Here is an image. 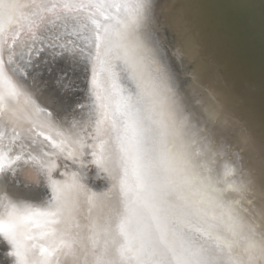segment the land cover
I'll return each instance as SVG.
<instances>
[{
	"label": "snow or ice",
	"instance_id": "snow-or-ice-1",
	"mask_svg": "<svg viewBox=\"0 0 264 264\" xmlns=\"http://www.w3.org/2000/svg\"><path fill=\"white\" fill-rule=\"evenodd\" d=\"M43 8L38 0H0V113L23 110V94L4 66V45L9 39L15 44L25 26L31 31ZM56 8H94L108 21L91 18L96 25L95 51L90 55L97 133L107 132V138L93 146L98 151L92 155L114 184L107 192L96 193L84 189L75 174L71 181L51 180L55 206L43 210L14 206L0 217V235L15 250L8 255L16 257V264H44L31 258L37 245L29 241L51 237L60 246H70L64 227L69 205L83 195L93 241L90 264H264V171L236 181L235 165L215 148L223 135L216 127L222 106L215 93L209 90L203 97L194 83L193 103L155 64L139 34L152 8L149 0H72L52 4L48 10ZM169 24L195 51L194 22L175 12ZM66 52L67 58L65 53L53 56L71 63L74 49ZM23 106L37 117L42 111L28 97H23ZM105 124L107 129H102ZM44 139L65 152L64 140L48 135ZM77 155L83 152L69 151L67 158L75 161ZM53 168L54 164L48 167L50 179ZM106 199H114V204L107 205ZM33 228L41 230L38 235ZM39 250L51 256L56 248Z\"/></svg>",
	"mask_w": 264,
	"mask_h": 264
},
{
	"label": "bare ground",
	"instance_id": "bare-ground-1",
	"mask_svg": "<svg viewBox=\"0 0 264 264\" xmlns=\"http://www.w3.org/2000/svg\"><path fill=\"white\" fill-rule=\"evenodd\" d=\"M38 2L44 5V8L39 11L38 16L34 17L32 30L29 31L25 26L15 44L9 39L3 48L5 69L23 94L21 97L23 110L0 113V129L3 130L2 132L12 133L10 136L3 135L0 139V156L3 157L0 160V164L3 165L0 167V217L6 216L14 206L39 210L55 206L54 200L45 204L31 199L34 194L33 190L41 185V181L50 180L49 172L48 168L44 170L37 159H32L34 157L32 153L20 154V159H15L19 155L17 151L20 149L17 146L20 143L13 144L12 139H19V136L28 137L32 143L37 137L44 138L45 135L55 141H65V152L60 153L58 149H53L55 155H52L50 160L48 159V167L54 164L51 172L52 180L71 181L75 174V179L83 185L84 189L96 193L107 192L114 184L109 173L93 162L95 158L92 152L98 151L93 146L100 139L107 138L106 131L101 135L97 133V109L95 121L89 124V121L83 120L85 109L77 111L82 112L80 117L70 108L65 109L62 103L64 96L60 99L56 91L47 85L43 86L44 77L34 76L32 78L31 75L30 82L32 83H23L13 74L8 65L7 61L10 56L18 51L24 52L28 46L27 43L32 44V40H35L39 32L51 29V26L44 24L48 23V19H51L50 17H53L55 12L61 10V8H56L49 11L52 4H63L72 2V0H38ZM149 3L152 5L149 18L140 28L139 34L145 47L149 49L151 58L162 72L172 78L171 82L185 99L195 103L192 99L194 83H198V91L203 97L208 96L209 90L215 93L222 106L221 117L216 127L223 132L215 145L216 151L221 154L223 160L229 162L230 165H235L237 174L234 179L236 181L251 178L252 175L259 176L264 171V68L254 60L245 58L246 56L242 55L243 52L236 48L232 35L226 36L227 34L218 29L221 23L220 17L223 15L222 19H224L227 11L233 13L232 8L236 6V2L219 0L218 10L205 0H149ZM112 11L117 10L112 9ZM175 12L187 16L194 22L192 39L194 45L198 44L195 51L187 43L186 37L170 26L169 20ZM248 22L251 26H256L259 33L261 32V26L256 20L250 18ZM246 27L251 28L247 23ZM246 41L249 43L250 38ZM256 43L255 40L252 45L255 46ZM15 65L16 62L13 63V66ZM71 77L70 79L69 74L68 77L57 80L62 81L65 83L64 86L68 87L66 81L70 79L72 82L76 76ZM79 82L80 80L75 83ZM128 84L129 87H133L130 82ZM41 87L47 88L42 90ZM75 89L79 87L75 85L70 87L66 94H71ZM93 91L94 89L92 94ZM23 97H28L36 108L42 110L38 117L32 114L30 108L23 106ZM94 104L96 107L95 98ZM41 124L45 127H39ZM107 127V124L101 126L102 129H107ZM57 133L60 135L58 136ZM10 139L11 142H9ZM34 146L33 150L36 149V144ZM11 148L14 151L6 158L7 151ZM108 148L109 151H113L111 145H108ZM69 151L74 154L83 152V155H77L74 161L67 158ZM112 195L115 196V191ZM226 195L235 197L234 193ZM106 204L109 206L114 204V199H106ZM69 206L71 213L64 227L69 233L65 239L70 246H60L59 242L51 237L29 241L28 243L37 245V248L30 253L33 260L44 261V264H85L87 259L90 264L93 241L90 239L92 233L89 228V205L86 198L80 195L78 203ZM96 211L93 210V216ZM40 231L38 228L32 229L33 234L38 235ZM2 240L4 241V237L0 235V242ZM102 245L103 238L96 246L97 252L100 251ZM40 247L49 250L56 248V251L51 256H47L46 253L41 255ZM2 250H0V264H6L5 262H9L8 257H10L8 253L15 250L13 248ZM13 264H16V258Z\"/></svg>",
	"mask_w": 264,
	"mask_h": 264
},
{
	"label": "water",
	"instance_id": "water-1",
	"mask_svg": "<svg viewBox=\"0 0 264 264\" xmlns=\"http://www.w3.org/2000/svg\"><path fill=\"white\" fill-rule=\"evenodd\" d=\"M206 3L215 6L218 10L219 0H205ZM236 6L232 8L233 13L228 11L220 17L221 23L219 24L222 32L227 34L226 36L232 35L236 48L241 50L242 55L249 58V60H254L259 66L264 68V0H234ZM66 15H68L66 17ZM48 19V23L44 25L51 26V29L45 30L42 33H38L35 40H32V44L28 42V46L24 52L18 51L12 56V61L8 60V65L10 66L13 74L20 79L21 82H30L31 75L40 78L44 77V85L49 86L54 91L58 93V96H64L62 103H64V108H70L73 112H77L81 109H85L84 121H89V124H93L96 117V107L94 104V98L92 94L93 86L91 83L92 73H93V60L90 54H94L95 48V34L96 25L92 23L91 18H95L98 22H105L104 17L96 11V9H85V10H75L68 11L62 9L55 12L53 17ZM253 18L260 24L261 32L256 26H251L249 24V19ZM246 23L250 25L251 28L246 27ZM252 30H256L253 32ZM250 38V42L246 41ZM257 41L255 46L252 43ZM243 43V46H242ZM31 44V45H30ZM34 44V45H33ZM61 45L65 47L62 48ZM66 49H74V54L71 55V63H67L65 58L54 57L53 53H65V57H68ZM248 55V56H247ZM31 61V63H29ZM16 65L13 66V63ZM26 73V75H25ZM70 74L71 76H78L74 78L71 82L70 79L65 83L59 81V78H66ZM43 80V79H42ZM80 80L79 83H75ZM32 82H30L31 84ZM76 86L79 89L72 90L71 94H66V91L70 87ZM42 90L47 87H41ZM40 88V89H41ZM46 110V108H44ZM47 112V110H46ZM78 113L76 115H80ZM54 115V113H52ZM55 116V115H54ZM79 116V117H80ZM79 119V118H78ZM81 126V125H80ZM83 127V126H82ZM9 130V129H8ZM0 129V139L3 135H12L9 131H4ZM37 137L34 143L30 139L24 136H19V139L13 138L12 142H19L17 153L19 154H33L37 161L41 163L44 170L48 168V161L52 158L51 153L53 149L51 143L44 138ZM10 138V137H6ZM11 142V139L9 140ZM34 144H36V149L33 150ZM16 148V147H15ZM14 150L11 148L7 151L6 158ZM22 151V152H20ZM44 153H49L50 155L45 156ZM49 159V160H48ZM59 164L60 160H58ZM7 164H5L6 166ZM47 175V174H45ZM51 180L43 179L41 185L35 188L34 194H32L34 200L49 204L53 201V189ZM2 249H12L11 245L7 242H0V250ZM5 256V255H4ZM8 256V255H6ZM9 262L6 264H13L15 262V256H10Z\"/></svg>",
	"mask_w": 264,
	"mask_h": 264
}]
</instances>
